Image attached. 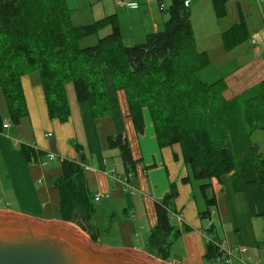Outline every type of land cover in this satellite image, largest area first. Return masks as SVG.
Returning <instances> with one entry per match:
<instances>
[{
	"label": "trees",
	"instance_id": "trees-1",
	"mask_svg": "<svg viewBox=\"0 0 264 264\" xmlns=\"http://www.w3.org/2000/svg\"><path fill=\"white\" fill-rule=\"evenodd\" d=\"M188 0H169L164 6L167 19L160 31L147 34L145 41L131 47L121 43L120 30L110 32L97 43L79 46L78 41L97 33V22L72 26L64 0H0V90L13 125L27 116L21 77L37 71L49 117L66 122L70 104L66 85L71 83L78 104L87 103L93 118L109 116L114 135L107 137L109 148H117L126 173L135 161L124 135L118 94L122 93L128 117L136 133L143 132L142 108H147L159 148L178 144L187 173L181 178L191 187V198L201 219L210 217L216 205L212 180L241 171H255L264 183V157L250 139L264 127V80L225 100L222 79L201 82L197 70L207 63L205 52L195 49L189 23ZM218 17L224 15L227 0H211ZM162 4H160L161 6ZM244 20L222 34L225 47L244 41L248 33ZM241 37L231 41L232 36ZM1 127V116H0ZM19 153L34 161L31 148L21 144ZM61 175L52 188L58 193L60 219L72 222L75 214L86 219L94 213L93 197L79 163L63 159ZM236 184L237 177H233ZM238 189V188H236ZM177 189L174 183L154 203L156 224L149 241L164 258L163 241L177 230L171 224ZM190 228L185 226L184 231ZM96 242L93 235H89ZM206 255L219 254L214 226L205 230Z\"/></svg>",
	"mask_w": 264,
	"mask_h": 264
},
{
	"label": "crops",
	"instance_id": "crops-1",
	"mask_svg": "<svg viewBox=\"0 0 264 264\" xmlns=\"http://www.w3.org/2000/svg\"><path fill=\"white\" fill-rule=\"evenodd\" d=\"M255 1L258 6L262 4V29L256 31L261 45L257 46L256 38H252L249 45L255 47L253 51L261 65L252 72L246 71L244 75L256 79H253L254 84L250 87H241L238 94L264 80V0ZM157 28L154 25L151 33L156 32ZM25 77L22 78V85L27 79ZM22 89L27 116L16 125L11 123L5 100L0 94V210L45 220L60 219L58 193L52 184L62 173L61 162L59 166L55 162L50 165L45 162L50 154H60V161L71 160L83 168L87 187L93 197L94 213L89 219L75 214L72 222H77L78 229L85 234L93 235L95 243L99 244L98 234L101 232L111 234V239L117 242L111 246L140 250L170 264H220L215 257L205 258V230L213 225L216 237L223 245L238 248L234 251L232 264H264V183H259L255 171H241L234 175L237 177L236 184L232 173L222 176L219 181L212 180L216 205L211 208L209 218L201 219L198 215L199 205L191 198L190 185L180 181L187 173L180 147L178 144L158 147L147 108H142V133H136L131 122L132 141L123 116V137L135 161L134 171L128 174L119 150L109 148L107 144V137L114 135L109 116L93 118L87 103L75 104L73 100H68L70 116L66 122H60L49 117L41 87L35 86V95L24 87ZM7 121H10V126L3 127ZM42 131L43 138L39 137ZM51 136L55 137L52 144L40 140ZM21 144L33 150L34 161L26 162L21 157ZM256 145L260 151L259 145ZM126 181L132 185L129 191L124 188ZM171 183L176 186L177 197L170 222L177 235L171 233L165 237L163 243L167 250L164 258H161L149 237L156 224L154 203L169 191ZM96 194L102 195L98 201H94ZM102 200L107 201L106 207H101ZM96 205L98 212L105 209L111 218L105 230L95 224ZM93 220L95 223H91ZM185 226L190 230L185 232ZM240 247L245 251L241 252Z\"/></svg>",
	"mask_w": 264,
	"mask_h": 264
},
{
	"label": "rangeland",
	"instance_id": "rangeland-1",
	"mask_svg": "<svg viewBox=\"0 0 264 264\" xmlns=\"http://www.w3.org/2000/svg\"><path fill=\"white\" fill-rule=\"evenodd\" d=\"M116 1L117 0H64L66 9L69 13V23L72 26L97 22V33L80 39L78 41L79 46L84 47L97 43L99 37H103L110 32L112 24L118 26L121 43L126 47L143 43L145 41V35L152 32L154 25H157V31L162 30L167 15L161 9L160 4L167 6L169 0H134L137 4L135 8L117 6L115 4ZM258 5L259 4H257L255 0H227L225 3L224 15L218 17L214 11L211 0H188L189 23L193 34L195 49L197 52H205L208 60L204 68L197 70L196 76L201 82L207 84L222 79L227 86L223 95L225 100H231L235 95L237 96L238 92L242 90L241 87L248 88L253 85V79L256 78L244 74L246 71L252 72L258 65H261V63L256 60L257 55L253 51L255 47L249 45L252 38L258 40V47L261 45L260 37L256 34V31L261 28L260 8L262 4H260V6ZM243 18L247 24L246 31H249L247 38L244 41H238L231 47H225L224 39L227 38L228 41H230L231 37L230 35L226 37L222 33L231 26H234L233 24L240 23ZM239 37H241V28L238 35L232 36L231 41ZM241 47H243V50H241ZM248 49L251 51H248ZM25 76L27 79L23 82V85V77H21V85L25 90H30L31 95H35V86L36 88L41 87L43 91L39 74L36 70ZM66 92L68 100H73L76 104L77 102L71 83H67ZM238 95V99L243 100L241 99V93ZM118 97L120 100L121 112L124 116V122L127 125L128 135H130V141H132V125L129 117L125 116L128 109L124 101V96L122 93H119ZM42 133L43 131L39 137L43 136ZM251 134V141L259 145L260 151L264 157V127L255 129ZM42 138L40 140L50 142L51 144L55 141V137L52 136L48 139ZM79 139L82 142V139ZM74 142H76V140ZM45 153L48 154L50 152ZM54 155L58 156L55 160L48 161L45 159V162L48 165L55 162L54 164L59 166L61 156L60 154ZM195 196L198 198L199 205L204 207L199 199L200 196L197 190H195ZM106 202L107 201H101L102 208L107 206ZM98 205L95 207L97 212V223H95L94 220L91 223H95L99 228L105 230L109 227L111 218H109L105 209L98 212ZM98 237L100 239L98 240L99 245L120 248V246H111L117 244L115 240L111 239V234L99 232Z\"/></svg>",
	"mask_w": 264,
	"mask_h": 264
},
{
	"label": "water",
	"instance_id": "water-1",
	"mask_svg": "<svg viewBox=\"0 0 264 264\" xmlns=\"http://www.w3.org/2000/svg\"><path fill=\"white\" fill-rule=\"evenodd\" d=\"M77 225L0 210V264H170L140 250L99 245Z\"/></svg>",
	"mask_w": 264,
	"mask_h": 264
},
{
	"label": "built area",
	"instance_id": "built-area-1",
	"mask_svg": "<svg viewBox=\"0 0 264 264\" xmlns=\"http://www.w3.org/2000/svg\"><path fill=\"white\" fill-rule=\"evenodd\" d=\"M115 4L117 6H123V7H129V8L137 7V4L135 2L128 1V0L127 1L117 0ZM185 5H187V1H185ZM160 7L162 10L164 9L163 5H161ZM9 126H10V121L3 123V127H9ZM49 135L50 134H48V136ZM56 158L57 157L55 155L50 154L47 157V160L51 161V160H55ZM124 188L129 191L132 189V185L126 181L124 183ZM101 197H102L101 194H96L94 196V201H98ZM206 238L208 239L209 237H206ZM217 246L219 249V254L215 256V260L218 261L220 264H232V258L234 256V251L237 250L238 248H231V247L225 246L222 244V242L220 244H217ZM239 250L241 252L245 251V249L241 247L239 248Z\"/></svg>",
	"mask_w": 264,
	"mask_h": 264
}]
</instances>
